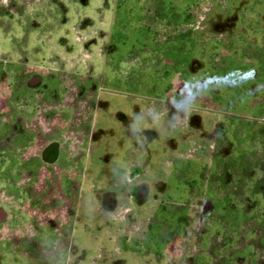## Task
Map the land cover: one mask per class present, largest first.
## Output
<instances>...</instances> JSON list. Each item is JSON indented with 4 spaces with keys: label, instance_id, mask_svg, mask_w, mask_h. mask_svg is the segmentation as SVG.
Segmentation results:
<instances>
[{
    "label": "rangeland",
    "instance_id": "rangeland-1",
    "mask_svg": "<svg viewBox=\"0 0 264 264\" xmlns=\"http://www.w3.org/2000/svg\"><path fill=\"white\" fill-rule=\"evenodd\" d=\"M24 1L31 7L21 17L22 9L12 14L0 0L1 72L49 74L50 89H64L60 74L76 77L93 101L88 184L74 211L73 250L61 264H264V0H70L65 24L57 2L34 10L39 0H16ZM185 11L208 31L184 29ZM183 36L192 37L180 65L177 49L165 46ZM7 87L0 80V121L26 118L37 138L61 116L37 112L42 97L11 110ZM34 148L29 156L41 145ZM132 168L150 201L135 216L139 258L104 252L115 246L86 232L83 215L100 217L92 190L127 185ZM121 199L129 200L126 192ZM37 248L0 254V264H52L42 260L52 252Z\"/></svg>",
    "mask_w": 264,
    "mask_h": 264
},
{
    "label": "flooded vegetation",
    "instance_id": "flooded-vegetation-1",
    "mask_svg": "<svg viewBox=\"0 0 264 264\" xmlns=\"http://www.w3.org/2000/svg\"><path fill=\"white\" fill-rule=\"evenodd\" d=\"M8 1L9 5L14 8L13 11L11 10L12 14L18 13V10L22 9L23 13L18 14L21 17H25V14L28 16L25 10L31 6L25 1L19 2V4L16 0ZM144 1H153L156 4V0ZM52 2L58 3L60 21L65 24L72 8L70 0H39L34 10L40 6L49 8ZM66 2H69L70 9L66 7ZM169 4H166V9L170 6ZM148 11L157 13V11L162 10L157 8V10L149 9ZM187 13V11L184 12L182 25L184 29L201 34L208 31L204 19L201 21L190 19L189 15L194 16V14L193 12H190L189 15ZM44 17L55 16L54 14H45ZM57 26L60 28L62 25L59 23ZM150 26L143 25L142 27L146 32H150L153 31ZM191 37L175 38L165 46L177 49L172 54L175 55V60L180 65L186 60L184 57H187L183 47L186 48L189 45ZM121 42H118L117 45H120ZM168 55L170 56V53L166 52L167 57ZM220 56L222 59L224 58V56ZM223 60L225 61V59ZM11 65L7 66L9 69L7 67L4 69L11 70ZM1 70L3 69L0 68V80L8 84L6 99L12 103L11 99L15 94L13 102L15 106L10 104L11 110L14 107L17 108L19 103H26L23 106L25 108L30 100L42 97L43 100L40 99L42 104L36 102L37 112L49 113L50 116L52 113L56 115L61 112L62 114L58 117L51 116L50 118L53 117V120L48 121L47 133H41L38 130L40 133H37V138H33L29 131L34 125L30 126L31 123H28L26 118H22V116L21 121L17 120L18 118L11 121H0V254L6 255L13 252V249L23 250L24 247L32 246L38 247V250L42 249L44 253L45 251L52 252L51 255L49 253L46 257L42 256L44 262L51 260L53 261L52 264H61L66 258L65 253L73 250L72 244L76 241L72 223L75 219L74 211L84 196L88 184L87 178L90 171L88 162L91 161L88 149L90 148L91 129L87 120L93 108V101L90 100L87 93L90 89H85V85L72 76L60 74L62 79H60L59 86H63L64 89L56 86L54 89H50L49 85L44 84V81H52L49 74L26 73L25 68H23L25 72L21 74L20 78L10 79V77L4 76ZM220 71L225 73L226 70L220 68ZM66 83L69 85V89L65 85ZM23 90L30 92L23 94ZM47 91L51 93L49 99L44 97V93ZM61 93L63 94L62 99ZM71 98H74V101L68 102ZM44 103H49V105ZM51 108L54 111H50ZM38 123L40 124V122ZM42 123L44 124V121ZM88 128L89 130H87ZM18 129H21L19 132L21 136H15ZM39 144L41 145L40 152L29 156L28 146L34 145L36 148ZM138 177V170L132 168L129 172L127 185L126 180H124L121 185L114 184L92 190V193H98L96 199L98 200L97 208L100 217H93L91 212L83 214L86 224L85 231L89 232L92 237L103 239L114 245L115 248L112 251L106 247L102 248L108 254L134 255L139 258L141 253L140 226L137 224L135 216L137 217L141 209L150 201L142 199L146 193V188L140 184ZM125 192L129 198L127 201L121 199ZM45 228L50 231L48 232ZM147 229H151L150 234L155 233L156 226L152 220H150ZM51 238H54L53 243H49ZM147 241L155 247L150 249V252L156 253L155 250L159 243L156 242L155 236L150 235ZM168 241L172 242L173 240ZM163 243L165 244V242ZM159 250L164 251L162 248ZM28 251L31 255H37L31 250ZM167 251L168 254L173 253H171L172 249H167ZM126 262L124 259L122 263L126 264Z\"/></svg>",
    "mask_w": 264,
    "mask_h": 264
}]
</instances>
